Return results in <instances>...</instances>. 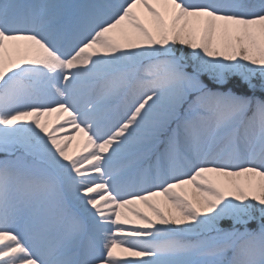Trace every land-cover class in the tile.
Listing matches in <instances>:
<instances>
[{"label":"snow or ice","instance_id":"1","mask_svg":"<svg viewBox=\"0 0 264 264\" xmlns=\"http://www.w3.org/2000/svg\"><path fill=\"white\" fill-rule=\"evenodd\" d=\"M0 264H264V0H0Z\"/></svg>","mask_w":264,"mask_h":264},{"label":"rangeland","instance_id":"2","mask_svg":"<svg viewBox=\"0 0 264 264\" xmlns=\"http://www.w3.org/2000/svg\"><path fill=\"white\" fill-rule=\"evenodd\" d=\"M81 142L78 140V137L76 140L72 141L71 144H70V150H71V153L72 152H75V151H78V148L80 146ZM136 207H138L141 211H146L144 208H143V205H137ZM131 218V217H130Z\"/></svg>","mask_w":264,"mask_h":264}]
</instances>
